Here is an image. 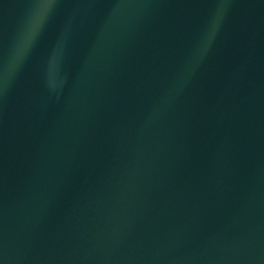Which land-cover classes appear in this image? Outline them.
Wrapping results in <instances>:
<instances>
[{"label": "water", "instance_id": "1", "mask_svg": "<svg viewBox=\"0 0 264 264\" xmlns=\"http://www.w3.org/2000/svg\"><path fill=\"white\" fill-rule=\"evenodd\" d=\"M0 264H264V0H0Z\"/></svg>", "mask_w": 264, "mask_h": 264}]
</instances>
